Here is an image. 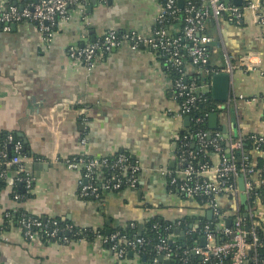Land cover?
<instances>
[{"label": "crops", "instance_id": "obj_1", "mask_svg": "<svg viewBox=\"0 0 264 264\" xmlns=\"http://www.w3.org/2000/svg\"><path fill=\"white\" fill-rule=\"evenodd\" d=\"M32 1L38 0H8L20 7ZM160 11V0L96 4L91 0L84 14L74 11L59 25L51 42L34 23L12 24L9 30L0 25V133H16L27 140V166L34 178L29 189L23 183L19 201L8 186L0 193V264H163L133 252L118 258L99 240L63 244L27 239L21 226L5 222L8 212L60 218L80 229L104 230L106 235L116 229L137 235L153 217L185 232L182 221L210 210L168 184L164 174L177 168L178 137L188 133L192 120L186 125L179 114L180 101L164 55L147 45L133 50L125 43L98 58L91 70L69 56L70 48L96 41L110 29L136 31L148 38ZM212 24L210 67L230 74L228 97L217 101L211 91H203L212 86L215 73L205 80L209 74L193 66L189 57L186 74L193 79L198 75V92L216 103L211 113L218 114V127H209V116L207 125L227 142L223 149L227 157L231 138L264 135V28L251 14L242 25L225 17ZM169 29L180 31L177 26ZM248 54L253 69L242 64ZM227 56L232 58V70ZM240 95L253 101L247 103ZM195 139L191 148L197 150ZM119 152L128 153L141 166L138 185L103 190L100 199L82 196L85 173L69 169L67 159ZM252 154L254 159L260 155L257 150ZM220 160V155H213V163ZM103 182L100 177L98 183ZM221 198L229 211L238 206L231 196ZM254 209L257 223L264 221L263 198ZM188 235L185 232L186 239ZM170 238L186 241L174 231Z\"/></svg>", "mask_w": 264, "mask_h": 264}, {"label": "built area", "instance_id": "obj_2", "mask_svg": "<svg viewBox=\"0 0 264 264\" xmlns=\"http://www.w3.org/2000/svg\"><path fill=\"white\" fill-rule=\"evenodd\" d=\"M91 0H38L27 3L20 8L8 0L0 1V24L5 30H9L12 24L29 22L34 23L39 29L46 42H51L54 38L57 28L62 22L70 19L72 13L78 12L84 14L85 7ZM107 2L108 0H97ZM183 0H164L161 3V11L157 17L156 28L150 37H144L136 31H118L115 29L108 30L101 38L93 42L78 47H72L69 56L72 61L85 65L89 70L95 66L98 58L108 55L112 50L121 47L127 43L133 50H139L142 45H147L155 50L162 52L171 67L176 68L179 72L183 71L186 58L189 57L193 66L197 69L207 72L208 74L219 73L220 69L214 70L209 68L211 59V44L213 37L205 32L207 23L213 19L219 23L220 19L225 17L232 23L242 25L246 22L248 14L255 19L256 25L264 28V0H241L237 4L234 0H201V5H193L189 0L187 12L182 30V36H172L165 26L169 20L179 19L180 6H183ZM186 50V53L183 52ZM251 54L242 58V64L248 69L251 66ZM231 57L227 56L228 69L232 70ZM173 88L176 97L183 99L180 102V115L191 117L194 107L201 100L200 93L194 83H188L181 79L173 81ZM249 103L253 99H247L243 95L239 96ZM202 117L194 119L195 124L202 122ZM198 142V150L204 151L212 146L213 155H220L221 160L217 163H211L206 158V153L201 161L196 165L193 160L196 159L197 152L188 150L184 146L180 147L179 143L187 139V136L178 137L177 146V168L164 172L168 184L177 186L179 190L188 198L205 197L208 199L207 206L213 211L212 220L217 221L218 230L224 236L230 237V240L218 242L214 233V222L204 226L201 237L207 239L205 246L195 244L185 253L192 252L200 256L201 262L196 264H213V259H217L215 264H264V250L259 251L261 243L255 229L246 230L243 225L245 217H250L254 225H258L256 220V209L262 201L260 190L264 188V179L259 178L256 162L247 161L243 147V138H231L229 141V155H222L223 148L220 146L221 135L217 134L210 141L211 137L207 132L195 131ZM259 141H264V135H258ZM208 140V141H207ZM12 145V156L9 154V146ZM23 145L14 140L12 133L8 134L4 141H0V158L7 167L14 166V176H8L4 171L1 177L8 182V187L14 192V198L19 201L20 195L14 191L16 183H25L27 188L31 187L34 178L31 176L27 160L22 155ZM255 150H258L256 148ZM243 154L244 162L238 165L233 157L236 152ZM66 165L71 170H81L85 173L86 182L82 184L81 194L84 197L102 198L103 190H118L123 187H134L138 185L141 166L134 160H130V155L126 152H120L114 160L106 157L78 156L69 158ZM111 168L115 170L110 178H104L100 185L97 177L103 169ZM124 172V176H122ZM244 178V190L240 189L239 178ZM247 196L249 210L241 207V194ZM231 196L232 201H237L238 206L233 207L231 214L234 217L232 226H227L229 212H223L221 197ZM235 201V202H236ZM16 212V211H14ZM248 216H245V213ZM12 213L8 212L6 217H11ZM27 239H40V234L35 231L39 230L48 238H56L57 242L67 244L73 237H79V240H88L84 237L83 229L77 228L73 224H67L60 227L58 222L49 220H39L37 218L23 217L20 220ZM198 223L191 228H184L187 234H198ZM77 229V230H76ZM251 235V239L249 238ZM101 241L113 252L118 258L126 257L130 252L141 255L147 239L140 236L129 237L121 232H112L109 235H103L96 231L95 238L92 242ZM172 242L170 237L161 239L156 245V257L153 262H158L159 257L170 260L176 253L168 242ZM183 262H186L183 259Z\"/></svg>", "mask_w": 264, "mask_h": 264}, {"label": "trees", "instance_id": "obj_3", "mask_svg": "<svg viewBox=\"0 0 264 264\" xmlns=\"http://www.w3.org/2000/svg\"><path fill=\"white\" fill-rule=\"evenodd\" d=\"M189 0H183V6H180V13H179V19L177 20H169L166 22V27L168 28L169 33L174 36V37H179L182 36V30L183 27L185 25L184 19L186 17V15L188 14L187 10V3ZM192 2L193 5L199 6L201 5V0H190ZM160 2H164V0H160ZM212 22L214 23V20L211 19L208 21L205 32L207 34L210 35L209 33V26L213 25ZM174 26H177L180 31L175 34V33H171L169 28H173ZM184 53H186V50H183ZM162 55H164L162 52H160ZM166 58V56H164ZM167 59V58H166ZM188 59V58H186ZM186 61L184 63L183 66V71L179 72L176 68L171 67L169 65V70H170V74H171V80L175 81L178 79H183L185 81H187L189 84L190 83H194L197 85L198 83V79L197 76H195V78L193 79V76L191 75H187V66H186ZM211 65H209L208 67H210ZM205 80L209 81L210 80V74L208 77H205ZM201 100L198 101L194 107L193 113L191 114V125L189 127V130L187 131L188 133H185L182 137H184L185 135L188 137L187 139L181 141V143H179L180 147L184 146L185 148H187L188 150H193L195 152H197L196 154V159L193 160L194 164L196 165V163L198 161H201L204 158L205 153L206 158L213 163V154H214V150L212 146H209L205 152L204 151H200L196 149H192L191 148V144L193 139L196 138L195 136V131H203V132H207L211 137L208 138V140H212L215 137V134H213L212 131H210V129L208 128L207 125V119L208 116L211 112L215 111L216 109V103L213 101V99L211 98L210 95L208 94H201ZM183 99L180 100V102H182ZM197 117H202L204 120L198 124H195L194 119ZM10 134L9 132H3L0 133V141H4L5 138L7 137V135ZM14 135V140L15 141H19L22 143L23 148L21 150L22 155L29 157L30 156V149L28 145H25L24 141L16 134V133H12ZM181 137V138H182ZM197 139V138H196ZM195 139V140H196ZM207 140V141H208ZM229 143V142H228ZM220 146L225 150V148L228 147L227 142H222L220 140ZM24 147H26L24 149ZM198 147V145H197ZM258 148L259 150V154L258 157L256 159H254L253 157V151ZM245 157H247V161H255L256 162V168L258 169V176L259 178H263L264 179V141L260 142L259 141V136L258 135H249L245 138H243V147H242ZM224 150L222 152V155H224ZM120 153V152H119ZM116 153L114 155L109 156L110 160H114L115 158H117L118 154ZM243 154L240 153V151L236 152L233 160L238 164L241 165L244 162V158ZM130 160L133 161V157L130 156ZM197 166V165H196ZM6 172V173H11V171H15V167L11 166V167H7L5 166V164L3 163V160L0 158V175L2 172ZM115 170L111 169V168H105L102 170V172L100 173V175L97 177V181L100 180V177L103 178H110L111 174L114 173ZM8 173V174H9ZM124 172H122V176H124ZM20 182L16 183V185L14 186V191L18 194H21L22 192L20 191ZM8 185V182L5 178L0 176V193L6 189ZM260 192L262 193V198L264 199V188H262L260 190ZM14 193V192H13ZM12 193V194H13ZM14 195V194H13ZM22 196V195H21ZM199 204L201 205H207L208 203V199L205 197H196L194 198ZM228 209L223 208V212H228ZM231 211V209H230ZM229 211L228 215V220L230 219L232 222L234 221V217L232 216L231 212ZM12 215L11 217H6V223H14L17 226H20V220L25 216L27 217H31V218H37L39 220L44 221V217H39V216H35L32 215L30 213L25 212L24 210H17L16 212L12 211L11 212ZM46 220L49 221H56L58 222V225L62 228L65 227L68 223L62 221L60 218H55V217H49ZM211 222H214V233L216 235V240L218 242H223V241H229L230 237L224 236L222 234L221 231L218 230L217 227V221L216 220H209L207 217V214L199 217V218H190L187 220L182 221L181 224V228H191V226L193 224L196 225V223H198V227H197V231L198 234L195 236L194 234H189L188 238L186 239L185 242H181V241H176V242H168V244H170V246L172 247L173 250L176 251L177 254H175L170 260L172 261L173 264H196V263H200L201 262V258L200 256H197L195 254H193L192 252H188V254L185 253L186 250H190L193 245L195 244H200V235L202 234V230L204 228L205 225L209 224ZM243 225L245 226L246 230L249 229H255L257 231V234L260 238V245L258 247V250L261 252L264 250V221H259L258 225H254L253 220L250 217H245L243 220ZM232 226V223H231ZM77 230V229H76ZM40 234V238L41 240H43L44 242H57L56 238H48L47 236H45V234H43V232L39 231L38 229L35 230ZM84 237H86L88 239V241H93L96 235V231L97 230H93V229H83ZM121 232L122 234H127L129 237H134V236H140V237H144L147 239V244L144 247V250L142 252V255H147V257L151 260H153L156 257V245L160 242L161 239L164 238H168L170 237V234L172 232L171 226L169 224L164 223L163 221H161L158 217H153L151 218L144 226V231L139 235H131L132 231H128V230H121V229H116L113 232ZM103 235H106L104 232V230L100 231ZM251 239V235L249 237ZM171 239V238H170ZM73 240H79V237H73ZM183 259L186 260V262H183ZM217 261V259H213V264H215Z\"/></svg>", "mask_w": 264, "mask_h": 264}, {"label": "water", "instance_id": "obj_4", "mask_svg": "<svg viewBox=\"0 0 264 264\" xmlns=\"http://www.w3.org/2000/svg\"><path fill=\"white\" fill-rule=\"evenodd\" d=\"M234 1L237 4L241 3V0H234ZM93 2L96 4L97 0H93ZM20 8H23V6H21ZM0 25H2V24H0ZM229 89H230V74L227 72H220V73H216L212 76V86L208 87V88H204L203 91L204 92L211 91L212 97L215 100L224 101V100H226V98L229 95ZM190 119H191V117H189V116L185 117L186 125H189ZM209 127L211 129H217V127H218V114L217 113H211L209 115ZM20 136H22V134H20ZM24 143L26 145L27 140H24ZM25 148L26 147H24V149ZM11 150H12V145L9 146V154L12 156ZM228 153H229V151H228ZM239 185H240L241 190H244V178L242 176L239 178ZM20 189L22 191H25L24 184H22L20 186ZM240 199H241V203L244 205L246 211L249 210V205L247 204V196L244 193H242L240 196ZM245 216H248L247 212L245 213ZM207 217L209 220H212V218H213V211L212 210L207 211ZM44 219H47V217H45ZM231 223H232V221L229 219V220H227L226 224L228 227H230ZM139 229H140L139 230V235H140L143 231L142 226H140ZM172 231H174L176 234H180L182 240H186L185 232L180 231L178 228H176ZM110 233H111V230H107V234H110ZM206 243H207V239L205 237H201L200 238V244L202 246H205ZM130 254H132V253H130ZM159 262H162L163 264H171V261L165 260L163 258V256L159 257Z\"/></svg>", "mask_w": 264, "mask_h": 264}]
</instances>
